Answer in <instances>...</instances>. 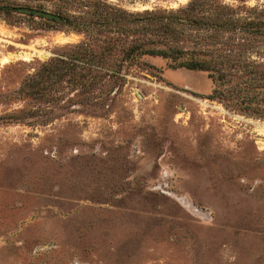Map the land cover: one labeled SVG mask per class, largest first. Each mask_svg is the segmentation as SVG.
<instances>
[{"label": "rangeland", "instance_id": "rangeland-1", "mask_svg": "<svg viewBox=\"0 0 264 264\" xmlns=\"http://www.w3.org/2000/svg\"><path fill=\"white\" fill-rule=\"evenodd\" d=\"M0 264H264V0H0Z\"/></svg>", "mask_w": 264, "mask_h": 264}, {"label": "trees", "instance_id": "trees-1", "mask_svg": "<svg viewBox=\"0 0 264 264\" xmlns=\"http://www.w3.org/2000/svg\"><path fill=\"white\" fill-rule=\"evenodd\" d=\"M41 17H44L43 15H40ZM47 20H52V21H56L53 18H47ZM151 55H162L163 57H169L171 56L170 53L167 52H160V53H150ZM182 66L188 68V69H199V70H203L205 69V64L201 61H195V60H191L186 64H183Z\"/></svg>", "mask_w": 264, "mask_h": 264}, {"label": "water", "instance_id": "water-1", "mask_svg": "<svg viewBox=\"0 0 264 264\" xmlns=\"http://www.w3.org/2000/svg\"><path fill=\"white\" fill-rule=\"evenodd\" d=\"M21 10H23L25 12H28V13L33 12V13H36L38 15H44L46 17H53L54 16L51 13L40 11V10H37V9H32V8H29V7H23Z\"/></svg>", "mask_w": 264, "mask_h": 264}]
</instances>
